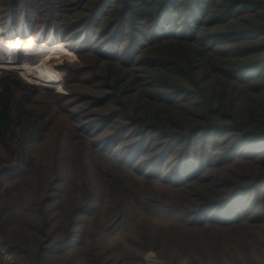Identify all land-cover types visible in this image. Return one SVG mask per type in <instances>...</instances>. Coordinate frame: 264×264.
Segmentation results:
<instances>
[{
    "label": "rangeland",
    "instance_id": "obj_1",
    "mask_svg": "<svg viewBox=\"0 0 264 264\" xmlns=\"http://www.w3.org/2000/svg\"><path fill=\"white\" fill-rule=\"evenodd\" d=\"M133 1L0 0V264H264V0Z\"/></svg>",
    "mask_w": 264,
    "mask_h": 264
},
{
    "label": "bare ground",
    "instance_id": "obj_2",
    "mask_svg": "<svg viewBox=\"0 0 264 264\" xmlns=\"http://www.w3.org/2000/svg\"><path fill=\"white\" fill-rule=\"evenodd\" d=\"M7 32L10 33L13 44L4 42V39L0 37V67H11L20 70L22 75L24 74L29 79L41 80L42 83L50 86L55 85L58 77L51 70L53 58L50 56L62 50L64 43L54 42L53 39L44 42L42 35L37 39L28 35L13 36L11 28Z\"/></svg>",
    "mask_w": 264,
    "mask_h": 264
},
{
    "label": "trees",
    "instance_id": "obj_3",
    "mask_svg": "<svg viewBox=\"0 0 264 264\" xmlns=\"http://www.w3.org/2000/svg\"><path fill=\"white\" fill-rule=\"evenodd\" d=\"M127 1L130 2V3L134 2L133 0H127ZM171 1H173V0H171ZM190 2H191V0H186V4L190 3ZM247 2H248V4H252L253 3L251 0H247ZM129 12L131 14H133V10L132 9ZM263 27H264V25L253 24L252 27H246L247 29H243L242 28V29H240L241 36H239V37L240 38H251L252 39V38H255L256 36H263L264 35V28ZM196 49L197 48H194L193 50H196ZM248 50H250V49L247 48L243 52H248ZM260 50L261 49H260L259 46L252 47L250 53H252V54L253 53H257ZM244 54H248V53H244ZM155 57H157V59L160 60V61H166L167 64H169L171 66H174L175 68H177V69L182 71V65L179 64L178 61H175V60L171 59L170 57H165V55H161V54L160 55H155ZM188 60H189V58H188ZM191 62H192V60L190 61V64H191ZM188 77H190V76H188ZM158 78L161 79L162 81L164 79L161 76H158ZM5 109H6L5 111H2L3 112L2 115H4V116L6 115L7 120H9L8 116L11 115L12 122H14V109L10 105L6 106ZM13 138H14V136H12L10 139L12 140Z\"/></svg>",
    "mask_w": 264,
    "mask_h": 264
}]
</instances>
